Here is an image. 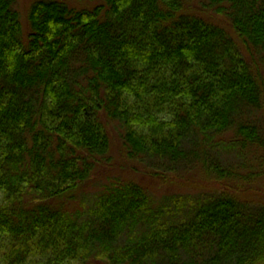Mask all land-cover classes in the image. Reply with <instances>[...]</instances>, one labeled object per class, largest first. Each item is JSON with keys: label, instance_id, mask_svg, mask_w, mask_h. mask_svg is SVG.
I'll use <instances>...</instances> for the list:
<instances>
[{"label": "trees", "instance_id": "obj_1", "mask_svg": "<svg viewBox=\"0 0 264 264\" xmlns=\"http://www.w3.org/2000/svg\"><path fill=\"white\" fill-rule=\"evenodd\" d=\"M190 1L224 13L233 34ZM15 5L0 0V264H264V206L237 189L254 179L218 162L207 177L233 194L153 207L129 182L89 220L56 203L109 152L104 117L123 126L131 158L167 171L199 161L193 138L213 148L232 133L228 150L264 157V117L252 116L263 76L241 49L264 59V0H38L27 33Z\"/></svg>", "mask_w": 264, "mask_h": 264}, {"label": "rangeland", "instance_id": "obj_2", "mask_svg": "<svg viewBox=\"0 0 264 264\" xmlns=\"http://www.w3.org/2000/svg\"><path fill=\"white\" fill-rule=\"evenodd\" d=\"M36 1L38 0H16L15 6L22 15L26 33L29 31L27 13ZM95 3L102 4L101 1H96ZM76 5L80 8L82 6L93 7L95 4L77 3ZM185 7L189 12L208 18L216 24L225 27L233 34L224 13L198 1H190ZM241 49L247 60L254 67H258L264 82L263 54L255 49L251 52L244 45H241ZM252 116L264 117V111H255ZM103 121L106 123L111 140L109 152L101 158L100 162L97 161L90 179L75 190L72 197L56 202L62 204L69 214L78 216L80 220L92 218L90 216L92 210L96 207L102 194L129 182L138 183L147 189L153 199V207H158L161 204L171 205L173 204V201L171 202L173 198L184 197L197 201L208 196H220L224 194V190L228 189L233 194L232 188L227 186V184L217 182L215 176L210 175L207 177L205 162L208 164L218 162L223 167L243 175V178H253V182L242 183L246 185L242 188H237L238 192L242 193L238 197L253 207L261 208L264 206V157H261L262 153L255 151L245 156L240 152L228 150L225 146L233 137L232 133L224 135L222 140L217 138L213 148H209V145H202L200 140L198 141L196 138L191 139L186 146V153L191 158L195 157L196 160L201 162L198 161L193 165L184 164L183 162L179 167L172 169L173 171H167L166 168L171 165L157 157L131 158L128 155L127 145L123 139L125 131L121 123L109 120L106 117L103 118ZM257 125L264 131V119L258 120ZM219 142H222L221 146L216 144ZM192 180L196 182H192ZM241 182H244V180ZM86 264L108 263L92 259Z\"/></svg>", "mask_w": 264, "mask_h": 264}]
</instances>
